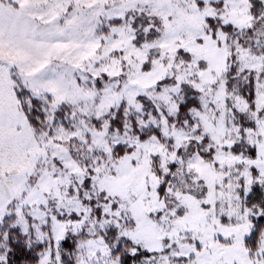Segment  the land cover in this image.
Instances as JSON below:
<instances>
[{
	"label": "snow or ice",
	"instance_id": "obj_1",
	"mask_svg": "<svg viewBox=\"0 0 264 264\" xmlns=\"http://www.w3.org/2000/svg\"><path fill=\"white\" fill-rule=\"evenodd\" d=\"M0 264H264V0H0Z\"/></svg>",
	"mask_w": 264,
	"mask_h": 264
}]
</instances>
